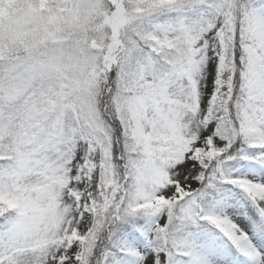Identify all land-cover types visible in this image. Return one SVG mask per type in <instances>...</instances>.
Returning a JSON list of instances; mask_svg holds the SVG:
<instances>
[{"label":"snow or ice","instance_id":"1","mask_svg":"<svg viewBox=\"0 0 264 264\" xmlns=\"http://www.w3.org/2000/svg\"><path fill=\"white\" fill-rule=\"evenodd\" d=\"M0 264H264V0H0Z\"/></svg>","mask_w":264,"mask_h":264}]
</instances>
